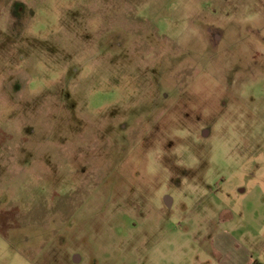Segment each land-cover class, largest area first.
<instances>
[{
    "label": "clouds",
    "instance_id": "9594fccd",
    "mask_svg": "<svg viewBox=\"0 0 264 264\" xmlns=\"http://www.w3.org/2000/svg\"><path fill=\"white\" fill-rule=\"evenodd\" d=\"M24 3L31 15L21 36L56 51L21 42L12 52L23 48L26 55L0 60L6 89L0 93V216L8 217L0 264H43L42 255L61 248V256L79 252L81 264H219L222 239L223 264H253V257L264 264V55L254 66L242 42L247 36L264 54V43L244 32L251 26L264 37V0H234L237 12H221L213 0ZM12 23L4 8L0 32ZM66 98L75 103L79 132L69 130ZM205 128L211 135L202 139ZM242 140L259 143L260 154L243 162L235 151L229 156ZM169 141L173 146L165 149ZM199 146H211L210 154ZM205 159L208 184L217 178L214 170L240 169L218 185L230 199L212 197L197 182ZM253 160L260 163L256 178L236 195ZM173 167L195 175L189 180ZM177 178L181 187H169ZM165 193L175 201L168 219ZM205 196L200 211L182 221L187 230L171 229L181 203L192 209ZM224 210L231 215L221 220ZM133 220L136 227L129 228Z\"/></svg>",
    "mask_w": 264,
    "mask_h": 264
},
{
    "label": "rangeland",
    "instance_id": "374dc122",
    "mask_svg": "<svg viewBox=\"0 0 264 264\" xmlns=\"http://www.w3.org/2000/svg\"><path fill=\"white\" fill-rule=\"evenodd\" d=\"M216 2L220 3V11L221 12L223 11L224 7L231 8L232 12L238 11V9L233 7L234 0H213V3H216ZM241 2H243V0H241ZM257 2H259V0H257ZM4 8L8 9L10 20H13L14 23L9 25L7 34L0 32V36L3 37V40L0 41V60H2L4 58H8L10 62H16L17 56H19L21 53L26 55L27 53L25 52V50L23 48H17L15 53L12 52V46L14 44L21 43V42L28 43L30 47H33V46L45 47L46 50L50 54L55 53V51H56L55 47L48 45L47 42H41V41L36 40L35 38H27V37L21 36V33L26 26V20L31 15V11H30V9L27 8L26 4L24 3V0H0V16H2ZM210 10L213 12V14H215V12L217 11L216 8H211ZM256 10L257 9H253V11H256ZM77 15H78V13H72L70 15V18L73 20V22H75V18ZM226 15H227V13H226ZM237 28H238V36H239L240 35L239 26H237ZM215 31L217 32L216 38H217V40H219L221 35H222L221 30L216 29ZM244 32H246L248 34V36H251V37L255 38L256 40H259L261 43H264V37H262L260 35L261 29H259V28L254 29L251 26H245ZM84 39H89V37L85 36ZM242 42L246 43V46L253 53V55L251 57L252 61H253V65L254 66L258 65L259 59L264 54H261L260 52L255 51L254 45H252L250 42H248L247 36L243 37ZM21 58H22V56H21ZM152 74L155 78V76H156L155 70H153ZM8 79L12 80L13 78L10 76ZM19 88H20L19 82H17L16 84H14L12 86L13 92L19 91ZM4 91H6V89L0 88V93H3ZM8 99H9V101H11L12 97H8ZM66 99H68L69 107L72 110L71 122L68 125L69 130L74 131V132H79V131H81V128H80L81 122L76 120V117L74 114L75 103L71 102L70 98H66ZM249 102L254 103L255 97L250 96ZM23 107L26 110L28 108V105L24 104ZM221 107L222 108L226 107V102L222 101ZM13 115H15V113H13ZM245 118L249 119V120L252 119L251 113L247 114ZM198 120H199V117H197V121ZM126 126H127L126 123L121 124L117 130L118 131H124L126 129ZM245 129H248L249 131H251V129L249 128L248 125H245ZM31 131H32L31 129H25L26 134H31ZM0 135H3V133L0 132ZM210 135H211V130L209 128H205L201 131V138L202 139H207V138H209ZM125 139H126V137H121V140H125ZM172 146H173L172 141H169L165 145V149L171 148ZM204 148H207L208 152L210 154L211 146H199L200 150H204ZM260 148H261V145L259 143L250 142L248 140H242V143L238 147H235L233 150L229 151L228 155L231 156L232 151H235V154L238 157H241L242 162H243V161H247L249 159H252V157H254V156H258L260 154ZM209 158H210V156H209ZM162 159H163V162L165 164H170V161L167 157H164ZM208 167H210L208 160L207 159L203 160L201 162L199 168L196 170V171H199L202 173L199 177H197V182L205 189V191L207 193H210L212 197H215L218 193H223L226 197H228L230 199L231 193H224L223 188L218 186V185H223V184L228 183V174H231L232 172H235V171H240V169L238 167H228L226 170L227 174H225V175H220L219 171L214 170V174L216 175L217 178L214 179L211 184H208L204 181V177H203V173L207 170ZM259 169H260V163L256 160H253L250 170L246 171V173L243 176V182H244L243 185H239L235 188L236 195H244L245 194V192L247 191V187H246L247 183L250 180L256 178L255 174L257 171H259ZM170 170L178 173L180 176H187L189 178V180H191L192 176L195 175V172L193 170H185V169H179V168H174V167L171 168ZM233 183H235V181H233ZM157 187H158V185H157ZM169 187L180 188L181 187L180 179H178V178L177 179H171L169 181ZM130 191H134V189H131ZM144 191L147 192L146 189ZM140 199L142 200L143 197L141 196ZM205 200H209V197H207V196L202 197L201 200L194 203L192 209H188L187 205H185L184 203H181L179 205V213H180L179 220L177 221V223L175 225L171 226V229L179 228L182 231L187 230L190 226L184 225L182 223V221L184 219L190 218L191 215H193L196 211H200V204ZM261 202L264 203V200H262ZM133 203L134 202L131 200V197H129L128 206L131 207L133 205ZM174 203H175V201L173 200V198L170 194L165 193L162 196V204H163L164 208L167 210L166 214H165V219H168L171 216V208H172V205ZM208 206L212 207V204L209 202ZM230 215L231 214L227 210H224L221 213H219V218L221 220H225ZM142 216H143L142 213H138V218H142ZM7 218L8 217L6 214L3 216H0V232L5 231ZM127 224H128L129 228H135L136 227V222L134 220L133 221H127ZM97 226L99 227L100 225L98 224ZM242 231H243V229L237 230L238 233H242ZM143 234L147 235L146 232ZM236 234L237 233H233V235H236ZM138 239H139L138 236L134 237V240H138ZM64 243H66V241L62 237L60 239V244L63 245ZM147 243L148 242H146V244ZM70 246L75 248L78 245L73 243ZM131 247H132V243L130 242L129 249ZM220 247H221V253L217 259L219 261V264H223L224 260L226 259L224 254L228 251L227 241L222 239L220 241ZM61 251H63L62 248L59 251L56 249H52L46 255H42L41 261L43 262V264H81L83 257L80 256L79 252L73 251L71 254H69L68 252H63V255L61 256V254H60ZM26 255L30 256V253H26ZM194 259H198V258L194 257ZM92 264H95V262L93 261ZM253 264H261V261L258 258L253 257Z\"/></svg>",
    "mask_w": 264,
    "mask_h": 264
}]
</instances>
